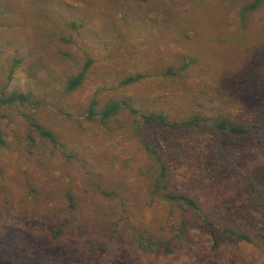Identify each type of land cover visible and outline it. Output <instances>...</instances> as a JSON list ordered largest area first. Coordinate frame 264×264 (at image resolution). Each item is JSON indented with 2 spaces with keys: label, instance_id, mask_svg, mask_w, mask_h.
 Segmentation results:
<instances>
[{
  "label": "rangeland",
  "instance_id": "obj_1",
  "mask_svg": "<svg viewBox=\"0 0 264 264\" xmlns=\"http://www.w3.org/2000/svg\"><path fill=\"white\" fill-rule=\"evenodd\" d=\"M253 1L0 0V264H264V136L173 137L140 117L264 124ZM15 93L26 100L5 103ZM113 101L139 115L103 121ZM142 137L200 214L152 193Z\"/></svg>",
  "mask_w": 264,
  "mask_h": 264
},
{
  "label": "trees",
  "instance_id": "obj_2",
  "mask_svg": "<svg viewBox=\"0 0 264 264\" xmlns=\"http://www.w3.org/2000/svg\"><path fill=\"white\" fill-rule=\"evenodd\" d=\"M264 3V0H254L249 6L245 7L242 12V17L245 18L247 13L253 12L261 7ZM89 64L80 72L77 76L71 78L68 84V91H74L78 87H80L86 77V73L88 71ZM142 76L130 77L125 80V83H135L139 81ZM26 96L23 94L15 93L10 99L5 100V103L17 102V101H25ZM123 107H127L133 115H139V112L129 106L126 102L121 103L117 101L110 102L104 111L102 112L101 118L103 121L109 120L117 115ZM91 110V115L93 117ZM140 117L143 119L147 126H156L159 128H163L170 136L175 137L180 132H184L187 130H197L199 132H206L208 129L216 130L219 133L228 134L231 137H250L255 141H261V137L264 136V124L261 123H235L226 118H210L205 117L200 114H195L190 116L189 118L181 121H171L167 115L164 113H152V114H140ZM36 128L40 132V134L52 140L56 141L55 136L44 129L39 124H36ZM142 144L150 156L152 160L158 165V175L156 179L152 183V193L155 196H159L164 200L179 206H184L190 210H193L196 214H200L201 207L198 204L197 200L189 197L184 194L173 193L169 190L168 187V179H169V171L166 163L164 162L159 150L155 148L152 143L147 139V137H142ZM5 141L3 140V136L0 132V146H4ZM70 200L73 203V198L70 196ZM184 226V225H183ZM214 239L216 240V234L213 230L210 231ZM226 232L233 237H236L238 240L245 241L248 243H252V239L245 234L236 232L234 230L228 229Z\"/></svg>",
  "mask_w": 264,
  "mask_h": 264
}]
</instances>
